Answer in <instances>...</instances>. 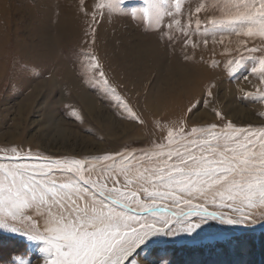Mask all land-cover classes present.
Listing matches in <instances>:
<instances>
[{"label": "rangeland", "instance_id": "374dc122", "mask_svg": "<svg viewBox=\"0 0 264 264\" xmlns=\"http://www.w3.org/2000/svg\"><path fill=\"white\" fill-rule=\"evenodd\" d=\"M197 2L184 0L185 23L192 14L188 31L196 28L197 15L205 26L204 13H195ZM94 3L0 0V149L19 146L49 158L83 159L147 147L153 132L161 135L153 127L158 120L207 126L226 118L237 126L264 125L258 115L264 101L257 93L264 85L226 63L239 59L232 51L239 48V37L209 38L205 44L203 33L194 32L185 44L177 30L169 43L139 11L131 15V9L145 7L144 0H123L124 11L97 15L95 21L86 14ZM92 56L146 126L122 115L116 96L93 74ZM39 246L0 229V264L25 255L32 264H43ZM149 248L151 260L168 264H264V226L213 221L191 235L155 238Z\"/></svg>", "mask_w": 264, "mask_h": 264}, {"label": "snow or ice", "instance_id": "6c2138e0", "mask_svg": "<svg viewBox=\"0 0 264 264\" xmlns=\"http://www.w3.org/2000/svg\"><path fill=\"white\" fill-rule=\"evenodd\" d=\"M122 3L95 0L86 14L95 21L97 15L124 11ZM144 5L131 9V15L139 11L143 22L169 43L177 30L185 44L194 32L203 33L205 44L209 38L239 37V48L232 50L239 59L233 57L227 65L232 72L243 68L264 85V0H198L195 13H204L205 26L197 15L192 31L187 30L191 12L184 22V0H144ZM218 66L213 60L212 67ZM90 67L116 96L122 115L146 126L110 85L95 56ZM211 87L215 85H210L209 97ZM257 93L264 101V87ZM216 115L222 117L220 111ZM258 115L264 117V111ZM224 120L207 126L158 120L153 127L161 135L153 132L147 147L83 159L2 148L0 229L38 242L43 264H168L150 259L155 238L191 235L213 221L264 226V125ZM12 261L32 264L26 255Z\"/></svg>", "mask_w": 264, "mask_h": 264}]
</instances>
